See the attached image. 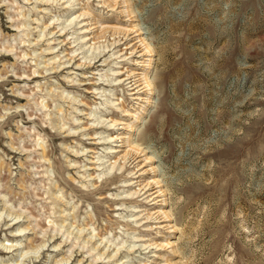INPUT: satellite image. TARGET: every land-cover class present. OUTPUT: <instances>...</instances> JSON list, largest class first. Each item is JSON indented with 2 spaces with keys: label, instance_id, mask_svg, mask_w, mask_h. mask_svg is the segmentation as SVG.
Returning a JSON list of instances; mask_svg holds the SVG:
<instances>
[{
  "label": "rangeland",
  "instance_id": "obj_1",
  "mask_svg": "<svg viewBox=\"0 0 264 264\" xmlns=\"http://www.w3.org/2000/svg\"><path fill=\"white\" fill-rule=\"evenodd\" d=\"M64 1L0 0V55L8 54L0 56V241L16 240L20 247L4 253L0 246V261L54 264L72 244L70 258L58 264H264V0ZM81 11L87 14L77 17ZM65 19L73 23L61 31ZM78 20L87 21L84 26L91 30H75ZM124 26L134 28L128 36L132 39L124 38ZM40 29L52 33L39 38ZM137 32L150 41L151 55ZM77 35H94L95 49L86 52L91 40L79 48L85 40H75ZM128 42L136 45L133 53ZM48 45L54 48L43 50ZM11 46V52L4 51ZM98 50L91 61L100 60L88 66ZM112 51L119 52L110 56ZM140 52L146 53L143 65L132 62L141 59ZM56 53L60 61L73 58L32 78L35 62L44 67ZM149 58L145 73L152 89L145 94L143 81L141 99L133 98L121 81L105 80L110 68L141 71ZM63 89L81 101L60 97ZM107 96L139 112V120L123 115L106 102ZM41 101L49 106L41 107ZM91 110L96 113L89 115ZM100 114L119 123L93 122ZM49 122H65V127ZM127 123L132 128H125ZM68 125L75 132L69 133ZM107 133H130L140 142L129 156L139 154L142 160L134 163L149 172L135 177L140 172L136 165L137 172L128 173L134 163L117 167L122 159L107 170L115 156L105 157L102 145L118 144L97 138ZM144 145L155 160L145 162L140 155ZM81 147L83 152L73 151ZM149 163L158 170L152 171ZM114 174L122 175L106 182ZM154 177L166 194L168 204L162 208L168 220L146 217L159 212L160 200L155 205L143 195L127 193L137 188L139 178ZM27 224L31 229L15 233ZM53 229L58 233L51 237ZM93 229L99 235L81 248ZM103 235L100 247L109 239V250L119 242V251L91 263L97 249L86 250ZM47 238L38 251L28 249L20 256L29 240L36 246ZM132 241L153 244L127 249Z\"/></svg>",
  "mask_w": 264,
  "mask_h": 264
},
{
  "label": "bare ground",
  "instance_id": "obj_2",
  "mask_svg": "<svg viewBox=\"0 0 264 264\" xmlns=\"http://www.w3.org/2000/svg\"><path fill=\"white\" fill-rule=\"evenodd\" d=\"M70 1H79V0H65L64 2L66 3V2H68V3H71ZM105 2V0H103V3ZM73 5V4H72ZM87 14V12L86 11H81V12H79L78 14H77V17H79L80 15H86ZM26 15V14H25ZM134 18V17H133ZM54 19V18H53ZM56 19H58V17L56 16ZM65 21H68V23H64V24H62V27H61V31L62 30H64L65 28H66V26L67 25H70L71 23H73V21H72V19L71 20H68V19H65ZM80 22V20H78L77 22H75V24L76 23H79ZM61 23H63V22H61ZM81 23V25H80V27H78V28H76L75 30H83V32H86V31H90L91 29H90V27L88 28V26H84L85 24H88L87 23V21H81L80 22ZM11 25H14V26H17V27H19V24L18 23H12ZM24 25H26V23L24 24ZM138 25V24H137ZM46 26V25H45ZM45 26H44V28H45ZM95 26V25H94ZM93 27V26H92ZM91 27V28H92ZM114 27H116V26H114ZM43 28V29H44ZM128 28V27H127ZM125 28V26H124V28H121V33L123 34V36H124V38L125 39H128V38H130V39H132V37L130 36V37H128L129 36V34H130V32L131 31H133L134 30V28ZM137 28V27H136ZM43 29H40L39 30V32H38V34H37V36L40 38V37H42L43 38V36L45 37L48 33L50 34V33H52L51 31H47V32H45ZM140 29V28H139ZM142 29V28H141ZM137 30H138V28H137ZM141 31V30H140ZM142 32V31H141ZM17 34V33H16ZM135 34H137V36H135V37H137V39L138 40H141L140 42L144 45V48H145V50L146 51H148L147 52V54L148 55H151V51H153V47H152V45H151V43H150V41L148 40V41H146L145 39H144V37L143 38H141L140 36H139V32H137V33H135ZM18 36V35H17ZM14 39L16 38V36L15 37H13ZM91 38H94V35H93V37H91V36H86V35H77L76 36V38H75V40H77V39H82V40H85V41H82V43H80L79 44V48H81L82 46H85L86 44L88 45V41L89 40H91V42H89V45H88V48L86 49V52H88V50H89V48H92V49H95V45H94V41H92V39ZM54 39H56V38H54ZM46 40H50V39H46ZM117 40V39H116ZM129 40V39H128ZM21 41H23L22 39L21 40H19L18 42H21ZM134 41V40H133ZM29 43H30V41H29ZM114 43V42H113ZM128 43H130V42H128ZM127 43V44H128ZM133 42L132 43H130L129 45H127V46H130L129 48H130V53H133L135 50H136V45L135 46H133ZM118 46V45H117ZM133 46V47H132ZM14 47V46H13ZM13 47L11 46V47H5V49H4V51H7V52H11L12 50H13ZM143 47V46H142ZM54 48V45L53 46H46L43 50H46V49H49V50H52ZM119 50H121V49H119ZM74 51V49L73 50H71V52H73ZM26 52V51H25ZM34 52H35V50H34ZM116 52H119V51H112L111 53H110V56L111 55H113L114 53H116ZM121 52V51H120ZM99 53H100V50H98L97 51V53H95V55L94 56H92L91 55V57L88 59V61H87V63H88V66H90V64H91V66H93L95 63H97L99 60H100V58L98 59L97 58V60H93V61H91V59H93L94 57H97L98 55H99ZM27 53H22V56H25ZM143 54H146V53H143V52H140L139 54H138V56L140 57L141 56V59H139V60H134L135 58H133V63H140V65H143V62L142 61H144V59L142 58V55ZM1 55H5V56H8V54L6 55V54H4V53H2ZM0 55V56H1ZM32 55H34V54H32ZM31 55V56H32ZM120 56H125L124 54L123 55H120ZM18 57H19V55H18ZM82 57H84V58H88V56H86V55H83ZM39 58V57H38ZM57 58H59V53H56V54H53L51 57H48L44 62H45V65H44V67H41V68H38V65H39V63H40V61H36L35 62V65H36V68L32 71V74H34L33 76H32V78H34V77H39V76H44V74H45V72H46V70H48V69H53V68H58V67H60L61 65H63L64 63H66L67 61H69V60H71L73 57H70V58H68V60H65V61H60V58L58 59V61H56V59ZM105 60V59H104ZM56 62V64L54 65V63ZM113 62H115V61H113ZM50 63H52V65H50V67H48V65L50 64ZM82 63H79L78 65H81ZM147 65H145L146 67L144 68V66H143V68H141L142 70L141 71H138V70H133V69H130V70H126V71H123V70H119V69H113V68H110L109 70H111V77L110 78H108V73H106V74H104V76H106V79L105 80H108L109 82H113V81H121V85H126V90H129L130 91V93L129 94H131V95H134V97L133 98H139V99H141V96H140V93L141 92H143L144 93V91H145V89H143V81L145 82V84L147 85V89H148V91L145 93V94H149V93H151V89H152V82L153 81H151V79H150V76H147L146 75V73H145V70L146 69H148V68H150L151 67V65H150V58L148 59V62L146 63ZM115 67H118V65H116ZM95 69H97V68H95ZM35 73H37L36 75H35ZM15 74H17L16 72H15ZM118 74H124V76H119L118 77ZM21 75V74H20ZM113 75H115L114 77H113ZM27 76H28V74H27ZM67 78H71V75H68L67 76ZM74 79H70V81H73ZM52 89V88H51ZM51 89H49V90H51ZM95 89H97V87H94L93 88V90H95ZM12 91H14L13 89H11ZM54 89H52L51 90V92L53 91ZM16 91V90H15ZM14 91V92H15ZM101 91L103 92V91H105V89L102 87L101 88ZM49 92V91H48ZM17 94H20V93H18L17 92ZM96 94H97V92H96ZM58 95L60 96V97H63V98H69V99H71L72 101H77V102H80L81 101V99H77L75 96L73 97V96H69V95H67V92H65V90L63 89V90H61L59 93H58ZM101 95V94H100ZM104 95H106V94H104ZM19 99L21 98L20 97V95H18L17 96ZM149 98V96H146V100ZM113 99H114V97H106V102H109V103H111V104H113L120 112H122V114L123 115H133V122L134 121H138L139 119V112L136 114L135 112H136V110H134L133 112L134 113H132L131 111H129V109L127 108V107H125V104H123V102H119V101H117L116 103H113ZM115 99H118V97H115ZM143 100V99H142ZM41 103V107H46V106H49V105H47L46 104V102H44V103H42V101L40 102ZM19 106V105H18ZM20 106H22V105H20ZM51 106V105H50ZM104 108H106V107H104ZM58 110H60V108L58 109ZM141 111H144L143 109H140ZM104 112V111H103ZM96 113V111L95 110H91L90 111V113H88L89 115H94ZM102 115H104V114H100V115H98L97 117H96V119L93 121V122H95L96 121V123H101V124H103V125H106L107 124V126H114V125H116V124H118L119 122H118V118H114V117H111V115L110 116H106V119H107V121L105 120V118H103V116ZM71 119L73 120V121H77V117H71ZM106 122H105V121ZM59 123V122H58ZM49 124H51L52 125V127H55V128H59V129H63L64 127H65V122H62L60 125H57V124H53V122H49ZM132 123H127L126 124V126H125V128H128V126H130L129 128H132V125H131ZM73 128L74 127H72V126H67V128H66V130L70 133V132H75L74 130H73ZM117 128H120V127H117ZM122 128V127H121ZM102 131H104V130H101V131H99V133H101ZM120 133V132H119ZM7 134H9L8 132H7ZM82 134H85V133H82ZM130 133L129 134H127V136H124V135H121V134H115V135H112V134H110V133H107L106 135H102V136H99V137H97V138H99V139H102V140H104V141H106V140H109V141H118L117 143V145H114V146H112V145H102V147L103 148H105V149H107L106 150V152H105V157L107 156V154L108 153H114V156H115V158H114V160H113V162H110L108 165H106V169L107 170H109V169H112L113 168V166H114V164L116 163V161L117 160H121L122 159V163L120 164V161H119V163L117 164V167H119V168H122L123 166H125L126 165V161H129V163H134L135 161H137V162H139L140 160H142V158H140L139 157V154H137V155H134V156H129V154H130V151L135 147V146H140L141 145V143L140 142H137V141H134L133 139H131V137H130ZM90 138H94V137H90ZM95 139V138H94ZM116 144V143H115ZM126 144H127V146H128V148L127 149H125V146H126ZM143 144V143H142ZM9 145H10V147L11 148H15V147H13V145H12V143H9ZM20 146H21V144H20ZM21 147H23V146H21ZM122 147V148H121ZM147 147H149L148 145H144L142 148H141V151L140 152H142L140 155H144L143 157H144V160H145V162H151L152 160H155V157H154V155L153 154H148V153H146V152H148V148ZM147 148V149H146ZM73 151L75 152V153H79L80 151H84V148L83 147H81V148H79V149H73ZM133 151V150H132ZM136 151V150H135ZM134 152V151H133ZM134 154V153H133ZM42 157L44 158V155H42ZM100 157H101V155H97V159H100ZM139 157V158H138ZM109 160V158L107 159V160H101L100 161V163L98 164V165H104L105 163H106V161H108ZM90 162H95V161H90ZM18 163H19V161H18ZM112 163V165L110 166V164ZM21 164V163H20ZM143 164H148V163H143ZM150 164V169L152 170V171H155L156 172V170H158V168H156L154 165H152V163H149ZM137 166V171H140L139 172V174L138 175H136L135 177H142L143 175H141V174H143L144 172H149V169L148 170H146V169H143V170H141V168H142V164L140 163V165H139V163H134L133 164V167L132 168H130V170H128V173H132V169L135 171V168H134V166ZM9 170H10V168H9ZM126 170V171H127ZM137 171H135L134 173H136ZM82 175V174H81ZM121 175L122 174H119V175H113V176H111V177H109V178H107L106 179V182L109 180V181H111V182H113L112 181V179L114 178V177H121ZM87 176H90V174H87ZM98 176H100V175H98ZM155 178V177H154ZM138 179V178H137ZM143 179V178H142ZM114 180V179H113ZM132 180V179H131ZM131 180H122V181H127L128 183L131 181ZM133 181V180H132ZM132 181H131V183H132ZM137 181H139L138 183H137V188H135V190L133 191V192H127L128 194H135V193H137L138 194V196H142L143 195V198H145L146 200H148V201H151V202H153L152 204H155V203H157L158 202V200H160V202L161 203H159V212H157L156 213V215L155 216H152L150 213H147V215H146V217H151V218H158L160 215H162V217L164 216V218H167V219H164V220H168L169 218H168V213H167V211L166 210H164L162 207L164 206V205H166V204H168L167 203V198H166V194H165V192H164V190L161 188V185L159 184V180H157L156 178L155 179H152V180H147V181H143V180H140V178L137 180ZM135 182H136V180H135ZM105 183V182H104ZM93 184V183H92ZM130 184V183H129ZM83 186H87V183H83L82 184ZM141 191H142V193H141ZM59 196V195H58ZM61 196V195H60ZM59 196V197H60ZM60 198H63V197H60ZM68 202V201H67ZM124 201H122V203H123ZM125 203V202H124ZM170 203V202H169ZM156 205V204H155ZM72 207H74V204H72L71 205ZM136 211V210H135ZM152 213V212H151ZM9 214H11L10 212L9 213H7V215L6 216H8ZM20 214L21 213H17V214H15L14 215V217L13 218H18L19 216H20ZM0 216H1V214H0ZM171 218V217H170ZM163 219V218H162ZM11 220V219H10ZM175 222V221H174ZM162 225H164V224H162ZM162 225H158L159 227H161ZM166 225V224H165ZM166 226H171L172 227V230H174L175 229V227H174V224L173 225H171V224H169V225H166ZM177 227V226H176ZM25 229H31V228H29L28 227V224L27 225H25V226H23V227H18L17 229H15V233H17V232H19V231H23V230H25ZM59 229H60V226H59ZM55 232H53L52 234H51V237H53L55 234H57L58 232H57V229L55 230V229H53ZM84 230V228L83 227H81V228H78L77 229V231L79 232V233H81L82 231ZM42 231H44V234H45V232H46V230H42ZM36 232V231H35ZM66 233H67V238L69 237V234H70V232L69 231H66ZM44 234H43V236H44ZM88 236H87V239L86 240H84L83 241V244L81 245V248H83L84 246H85V243L87 242V241H90L92 238H95L96 236H98L99 235V233L98 232H94V229H93V233L91 232V231H89L88 233ZM105 239V236L103 235V236H101L100 237V239H99V241H98V238H97V241H94V243L90 246V247H88L87 248V252H92V250H95V249H97V252L96 253H94L93 255H91L92 256V258L90 259V262L91 263H93L94 261H96V260H98V259H104L105 257H107L108 259L109 258H111L113 255H115L118 251H119V242H118V244H116L115 243V246L114 247H112L110 250H109V248H110V245L111 244H106V242H108L109 241V239H107L106 240V242L100 247V245H101V243L103 242V240ZM5 240H7L6 238L5 239H3V240H1L0 241V246L2 247V249H4L5 251H3L4 253H6V252H9V250L14 246H16L15 247V249H18V248H20L19 247V241H16L15 240V242H13V241H11L9 244H6L5 243ZM140 240H142V239H140ZM46 241H48V238L47 239H45V240H40V242H39V244L38 245H36V246H32L31 245V241L29 240V242L27 243V249L25 250V251H20L21 252V255L20 256H22L25 252H27L28 251V249L30 250V249H33V250H35V251H38V249H40L39 247H43L44 245H45V242ZM62 241H67V239H63ZM126 240H123L122 241V244L125 242ZM111 243H113V242H111ZM121 244V245H122ZM151 244H153L152 242H148V241H143V242H137V241H132L130 244H128L127 245V249H132L134 246H136V245H138L139 247L138 248H147V247H149ZM60 245V243H57V244H51V246L53 247V248H56V247H58ZM71 246H72V244H71ZM71 246H68L69 248L67 249V252H68V254L67 255H63L60 259H55V263L54 264H58V263H60V262H62V261H67L69 258H70V256H71V254H72V250L70 249L71 248ZM14 249V250H15ZM173 249V248H172ZM24 252V253H23ZM149 256H151V255H149ZM152 256H159L157 253H153L152 254ZM82 260V258H79V259H77V262H80ZM138 263L139 264H146L144 261H138ZM0 264H7V263H4L3 261H0ZM18 264H20V263H18ZM21 264H23V263H21ZM127 264H131V261L130 262H128ZM147 264H151V263H147Z\"/></svg>",
  "mask_w": 264,
  "mask_h": 264
}]
</instances>
